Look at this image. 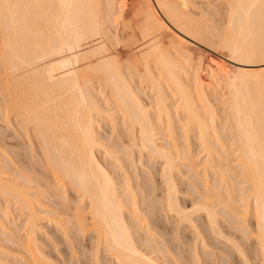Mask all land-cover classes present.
<instances>
[{"label": "bare ground", "instance_id": "6f19581e", "mask_svg": "<svg viewBox=\"0 0 264 264\" xmlns=\"http://www.w3.org/2000/svg\"><path fill=\"white\" fill-rule=\"evenodd\" d=\"M115 1L0 0V5L14 6L0 7V113L4 130L10 133L8 136L2 134L3 144H0L19 146L20 142L7 140L23 136V142L27 141L29 147L38 144L41 153L37 152L36 157L30 153L31 162L37 158L35 160L46 171H42L44 175L39 171L37 176L35 160L34 166L30 160L26 163L20 157L14 162L20 150L14 152L17 157L9 151L6 152L9 155L4 153L9 156L5 162L8 165L12 162L16 175L12 173L13 178L12 174L7 175L0 169V198L6 203L2 209L3 221L8 220L7 216L13 211L16 212L12 213L13 222L18 214L28 226L27 237L12 243L17 241L19 254L29 264H56L39 244L37 233L44 211L41 212L42 205L27 186L42 177L48 187L51 185L54 189L58 185L57 192L68 185L76 187L87 200L96 264H102V250L119 264H182L183 260L177 262L180 260L175 258L171 262L167 259L166 252L156 242L158 239L155 240L157 245L151 244L152 240L147 238L151 236L147 235L151 228L142 231L146 233L143 247L152 250L146 253L138 246V239L125 216L127 203L123 191H119L121 187L118 188L113 175L97 155L101 148L109 158L119 157L111 147L107 149V141L100 132L102 121L107 119L112 131L127 135L131 151L137 149L152 162L162 161L161 174L169 190L168 209L175 210L177 215H182L183 221L193 224L196 220L193 215L204 212V228L212 234L210 238L219 241L220 237V241L228 239L231 242L219 219L217 206L221 205L230 216L229 223L225 220L229 230L235 228L240 234L242 232L239 236L234 233L237 230H232L233 240L242 241L248 239V233L255 234L258 250L264 257V231L260 223L264 212V0H226L228 19L219 35L223 38L221 44L228 48V55L238 65L235 68L227 67L217 57L212 56L210 62L195 57L190 40L206 43L211 37L206 35L203 23L182 11L183 7L177 2L125 0L116 2L115 6ZM211 34L217 36L215 32ZM211 71L217 72L220 82L215 84L219 93L216 94V90L210 95L206 83L210 82ZM145 95L150 97L149 103L145 102ZM169 98H174L175 104L170 105ZM214 100L220 107H216ZM179 129H183L188 138L191 131H195L197 142L205 153L200 163L204 170L202 176H205L201 180L202 196H199L203 202L190 211L182 210L175 196L174 176L182 151L177 143ZM4 130L1 131L5 134ZM163 135L168 139L166 145L161 144ZM189 143L181 157L194 170L195 159L192 152H188ZM121 163L118 164L122 166ZM28 164L34 170L30 168L31 171L25 169L24 172L22 166ZM130 188L131 185L125 187L126 190ZM68 199H64L67 200L65 205ZM131 199L133 201L135 196L127 201ZM135 201L131 222L138 221L140 207ZM239 206H243V210L239 211ZM77 210L74 216L73 211L70 212L76 224L82 229L84 225L88 227L83 211L79 207ZM241 212L252 217H242L251 221L244 222V227L239 218ZM9 221L2 224L13 226ZM194 226L198 231L197 224ZM199 233L203 236V232ZM200 238L204 241V237ZM196 245L193 247L197 248ZM164 246L169 251L168 245ZM239 249L242 251L241 247ZM194 250L195 258H202L198 253L200 249ZM4 256L0 250V264H12ZM201 260L196 261L203 264Z\"/></svg>", "mask_w": 264, "mask_h": 264}, {"label": "rangeland", "instance_id": "374dc122", "mask_svg": "<svg viewBox=\"0 0 264 264\" xmlns=\"http://www.w3.org/2000/svg\"><path fill=\"white\" fill-rule=\"evenodd\" d=\"M120 1H125V0H116L114 2V4H116V2L120 3ZM126 1H128V0H126ZM172 1H175V2H177V4H180V6L183 7V8H181L182 11H184L187 15L196 19L199 22H202L204 25L203 27L206 28V31H205L206 35L208 37H211L210 39H208V42H206V43L205 42L202 43V42H199L196 40L194 41V40L189 39L192 42L191 44L193 45V47L195 49L194 50L195 51V57H197L198 59L199 58H203L205 60L207 59L210 62L211 61L210 58H212V56H213L215 58L217 57V59L223 60L222 62L225 63L227 65V67H229V68H235L236 66H238L236 61H234L228 55V53H229L228 48L223 47V45L221 44V41H223V38L221 39V37L219 35V34H222L223 28L225 26L224 24L227 22V19H228L227 17H228V6L229 5L226 2V0H177V1L172 0ZM105 3H107V2H105ZM106 6L108 7V5H105V8H106ZM115 6H117V4ZM215 29H217L218 32H216ZM114 30H115V28H114ZM214 32H215V34L217 33L216 34L217 36H214L211 34ZM112 34H114L113 30H112ZM246 68H251V67H246ZM259 68H261V67H259ZM209 81L210 82L208 84L206 83L207 91L210 92V95H211V93L213 94V91L215 94V91L217 90L215 87L216 86L215 84H217V85L219 84L220 76L217 74V72L211 71V73H209ZM217 93H219L218 90L216 91V94ZM143 98H144L145 102H147V103L150 102V97L145 95ZM169 99H170V101L168 100V102L170 105L175 104L174 98H172L173 100L171 98H169ZM215 102H216V107H220V106H217L216 100L213 101L214 104H215ZM180 116L182 117V115H180ZM0 120H1L0 121V140H1V136L2 137L6 136V135L8 136V134L10 135V133H7V130H4V128L2 126V124L4 125V121L1 119V113H0ZM105 122L108 124H106ZM179 124L180 123H178L177 125H179ZM102 125L103 126L101 127L100 132H101L102 136L104 135V138L107 141V149L109 148V150H111V148H112V150H115L114 151L115 154L121 158V161L120 160L118 161L119 157H118V159L117 158H115V159L109 158V155H107L108 153L103 148H102L103 150H101V148L99 151L97 150V155H98V158H100L101 162L103 161V164L106 165L105 167L108 169V171L111 172V174L113 175V178L115 179L118 188L121 187V188H119V191L120 192L123 191L121 193H123V196H124L123 199L125 198L124 200H126L125 204L127 203L125 205V208H124L125 216H126V218L129 219V223H130V226L132 227L134 237L136 239H138L137 240L138 246H140L141 249H143V251L146 250L145 252L149 253V250L150 251L152 250V248L147 250L146 247H143V243H144L143 237L145 236L144 238H146V233L144 231H146V229L151 228V229H149L150 232L149 233L147 232V235H151V236H147V238L150 237L149 239L152 240L151 241L152 245L156 244V242H157V244L160 245L161 250L163 252H166V257H167V259L169 258V260H171V262L172 261L174 262L175 258H177L176 261L180 260L177 262H182L181 260H183L182 264H184L186 262H187V264H189V263L190 264H198V261H196V260L200 261L201 259H202L201 262H203V264H215V263L216 264H218V263L219 264H247L246 263L247 261H249L248 264H264V257L263 256L261 257V253L258 250L259 249V247H258L259 245L257 244L258 240H256L254 238L256 236L255 234H254L255 236L253 234H250V235H252V236H250L248 233V236H249V237L247 236L248 239L245 238L242 241L241 240L234 241L235 236L231 235V232H233L237 229L233 228V229L229 230V225H228L229 220L228 219H230V216L225 214V211H224L225 209L223 210V208H222L223 206L219 205V206H217L218 208L217 207L216 208H217V210L220 209L219 215H221V216L219 219L222 222L221 223L222 226H224V232L226 233V237L230 238L231 242H228V239H225V238H224L225 240L222 239V241H220L221 240L220 237H218L219 241H216V240L210 238V236L212 234L206 230V227L204 228V225L206 223V218H205L204 212H199V214L195 213V215H193L194 220L196 217L194 224L195 225L197 224V226L199 227V229H198L199 232L200 231L203 232V236H202V234H200L197 230H195V228H194L195 226L193 223H191L189 220H185V219L183 221L181 218L182 217L181 214L178 213V215H179L178 216L177 213L175 212V210L172 211V210L168 209L167 207H168L169 190H167L168 187H166L167 185H166L164 178L161 174L162 167H163L162 161L152 162L151 160H148V159H150L148 156L147 157L141 156L140 153L137 152V149L134 151H131L132 150L131 149L132 144L128 142V138L126 137L127 135L125 133H123L122 131H120L121 133H119L117 131H112L111 123L109 122V120L106 119V120L102 121ZM2 129L6 132L5 134L2 133V131H1ZM184 132H183V129H181V130L179 129L178 133H177V137H178L177 140H179L177 142L179 145V151L182 150L181 152H183L184 147L186 148L187 146H189L188 143L190 142L189 144L191 145L190 146L191 150L189 148L188 152H190V151L192 152L193 159H195L196 167L194 166L195 169L193 170L190 165L188 166L187 162L184 161V159L181 157V155L183 156L184 153L181 154V152H179L180 157L178 159L181 158V160L177 161L178 167L176 168L175 176H174V179H175L174 181L176 183L175 186L177 188V190H176L177 195L175 194V196L177 198L176 200L177 201L179 200L177 202L180 204L179 207L180 208L183 207L182 210L185 209L187 211H190V210H192V208L196 204L200 203L201 201L203 202V198H201L199 196H202V192H203L202 190L204 188L203 187L204 185H203V181H201V180H203V177H205V176H202V174L204 173V170H203V165L200 163H202L204 161L205 153L203 152L201 146L199 145V141L197 142L198 139H196V136H195L196 132L191 131L190 134H192V135L189 138L187 137L186 133L184 134ZM110 134H113L115 136L112 137ZM118 135H120V136H118ZM122 136H123V138H122ZM110 137L112 138L111 140H110ZM120 137L122 138V140ZM12 138H11V140L8 139L7 141H9V142H15L16 141V143L20 142V143H18L19 146H16V147L10 146L9 147V145H7V147H3L1 145V144H3V142L0 141L1 142L0 145L2 146L0 150L2 152L5 151L3 153H1V151H0V154H3V155H0V169H1V172L5 173L7 175L10 174V176L12 173L14 174V171L16 173V168L14 169L12 162H11V164L9 163V165L5 162L6 158H9V156H6V155H9L6 153L7 151H9V153H11V154L13 153V155L16 153H19L18 154L19 156L17 155L18 157L16 155H14L15 157H17V159L14 158L15 159L14 162H18V158L20 157L19 159L24 158V160H26V163H28L30 160L29 163L33 166H34L33 163L36 160H38L37 158H35L36 157L35 155L38 154L37 152H40L38 144L35 143L34 144L35 146L33 145L34 148L31 146H30L31 147L30 148L27 145L28 143H26L27 142L26 137H25L26 142H23L24 140H22L24 138V136L22 139L14 138L12 140ZM107 138L109 140H107ZM15 139H17V140H15ZM18 140H20V141H18ZM110 141H111V143H110ZM118 141H120V142H118ZM167 141H168L167 137L165 135H163L162 139H161V144L166 145V143H168ZM108 142H109V146H108ZM119 143H121V144H119ZM21 144H22V147H21ZM23 144H24V147H23ZM25 145H27V148ZM121 145H123V146H121ZM4 146H6V145H4ZM30 149H32L33 151ZM12 150H14V151H12ZM16 150H20V151L16 152ZM24 150H26L27 153ZM14 152H16V153H14ZM126 152H127V154H126ZM184 152L186 153L185 150H184ZM4 153H6V155H5L6 157L4 156ZM22 153L24 155H22ZM30 153H31V155L33 154L32 156H35L34 157V160L36 159L35 161L33 160L31 162L33 157L29 155ZM11 154H10V156H11ZM28 155L30 157H28ZM29 158H31V159H29ZM7 160L9 161L10 159H7ZM149 161H151V162H149ZM120 162H122L121 163V164H123L122 166L120 164H118ZM30 164H28L26 167L22 166L23 167L22 169L24 170V172H25V169L32 168L34 170V167L30 166ZM36 164L37 165H35L36 166L35 169L37 170V168H38L36 174L39 171H40L39 173L41 174V172L44 170L43 166L39 163V161H36ZM28 166H29V168H28ZM123 167H125V168H123ZM33 170H32L31 174H33ZM27 171H29V170H26V172ZM30 171H31V169H30ZM30 171L27 173L30 174ZM44 172H46V171L44 170ZM151 172L154 174L152 175ZM198 172H200V173L197 174ZM231 173H233V172H231ZM13 174H12V177H13ZM40 174H39L40 177L42 174L44 175L43 172L41 175ZM14 175H16V174H14ZM34 175L35 174H33V176ZM37 176H38V174H37ZM37 176H36V178L38 179ZM15 177H17V176H15ZM41 178L38 179L37 181L33 182V183H30L27 186L29 189H31V191H33L36 199L39 200V204L42 205L41 206V212L44 211L40 216L41 217L40 224H39L40 226L38 227V233H37V238H38L39 244L41 245L43 251L45 252V254L47 256H51L52 257V258L50 257L51 260L54 261V263H56V264H57V262H58V264H96L95 248H94L95 244H94V239H93L94 233L92 232L93 226L91 224V220H89V218H88V210H86V209H88L87 208L88 207L87 200L82 196L81 191H79L76 187H74L72 185H68L66 188L62 187L63 191L60 193V191L62 190L61 188H60V190H58V192L55 190V188L58 187V185L55 186L54 189H52L51 187H53V186L50 185L51 187L50 186L48 187L47 185H45L46 184L45 181L42 180ZM39 180H40V182H38ZM123 183H126V184H123ZM128 183H130V184H128ZM211 183H213V182H211ZM215 183L216 182H214V184ZM126 185L127 186L131 185L132 191L133 190L134 191L133 192L130 191L131 190V188H130V190L127 189L128 192L126 193V191H127L125 189V187H127ZM196 185L199 186V187L197 186L199 188V190H197ZM47 188H49V189L47 190ZM200 188H202V189H200ZM63 193L65 194V196L68 195V196H66L67 198H69L66 205H68V206L71 205L70 207H68V206L66 207L65 203L67 200L65 201L64 199H67V198L62 195ZM134 193H135V195H134ZM132 195L135 196V199H136V201H135V199H133V201L137 202L139 204L138 206L141 209V210L139 209V211H138V217H139V218L137 217L138 221H136V220L132 221L133 223L131 222V220L133 219V210L135 209L134 208V202L131 199V202L133 204V207H132V204H130L131 202L127 201L128 198H129V200H130V198H132ZM61 196L64 199H59V197L61 198ZM198 199H200V200H198ZM69 202L70 203L72 202V203L68 204ZM5 204H6L5 200H3V198H0V209H1L0 217L3 215L2 209H4L3 207H5ZM64 206H65V208H64ZM77 206L79 207V210H81V212L83 211L82 212L83 216L84 217L86 216L84 219L86 224H89L88 227H87V225L86 226L84 225L83 229L78 224H76V222H77V221H75L76 218L75 219L73 218V216H74L73 213L78 212V210L76 211V209H78ZM239 207H240V208H238L239 211H240V209L243 210L241 208L243 206H239ZM66 209H67V211H66ZM74 211H76V212H74ZM8 212H10V211H8ZM70 212H72L73 216L71 215ZM12 213H14V212L12 211L11 213H9V217L7 216V218H9L8 219V220H10L9 222L12 221V224H13L14 218H13ZM244 214H246V215H244ZM7 215H8V213H7ZM17 215L18 214H16V220L14 223L15 225L13 224V226H10V227L4 226V224H2L3 222L8 221V220H6V218L3 221V218L5 216L4 217L2 216V220H0V250H2L5 253L6 257L5 256L4 257H5V260H7V262H10L12 264H29L28 261L23 257V255L19 254L20 251L18 250L19 248L16 245L17 241L12 243L13 240L15 241L16 239L19 240L21 238L24 239V236L27 237V232H28V230H27L28 226L27 227L25 226V224H24L25 221L23 220L24 218H22V217L20 218V216L18 218ZM75 216H76V214H75ZM143 216H144V218H143ZM222 216H223V218H221ZM244 216L246 218H252L251 215L249 216L248 213H242L241 212L240 217H239L240 222L241 223L246 222L248 224H249V222L251 223V221H248V220H247L248 222L245 221L246 218L242 219V217H244ZM10 217H11V219H10ZM130 217H132V218H130ZM71 218L74 220H71ZM179 218H181V219L179 220ZM225 220H227L228 223L225 222ZM16 222H17V224H16ZM62 222H63V224H62ZM243 223H242V225H243L242 227H244L246 224V223H244V224ZM59 224H61L62 226ZM147 224L150 225V227L147 226ZM74 225L78 226V227H75ZM145 226H147V227H145ZM142 229H145V230L142 231ZM253 229H254V231H256L255 228H253ZM140 231H142V232L140 233ZM207 232H209L210 234ZM238 232H239L238 230H237V232L235 231L234 232L235 235L242 236L241 235L242 232H241V234H240V232L239 233ZM14 233H15V236H14ZM198 233L200 236L198 235ZM207 234H209V235H207ZM141 237H142V239H141ZM200 237H204V241L206 244L205 247L207 249H205L204 241H202V238H200ZM139 239H140V241H139ZM159 239H161V240H159ZM155 240H157V241L155 242ZM162 240H164L165 243ZM196 241H197L198 245H196ZM13 244H15V245H13ZM236 244H239L240 246L236 245ZM164 245H166V246L168 245V247L170 248L169 251L172 250L173 252L172 251L169 252L168 249H164L165 248ZM195 245L197 246V248L193 247ZM237 247H239V248L241 247V250L243 252L240 251V249ZM144 248H146V249H144ZM194 248L197 250H198V248L200 249V251L198 250V253L201 255L202 258H200V257H199V259L195 258L197 255H195L196 252H194V251H196V250H194ZM255 250H257V251L255 252ZM170 253L171 254L173 253L172 255H174L175 257L173 258ZM153 255H156V254H153ZM246 256H247V258H246ZM188 260L190 262H188ZM102 264H119V263L117 261H115L109 255V253L107 251L102 250Z\"/></svg>", "mask_w": 264, "mask_h": 264}, {"label": "snow or ice", "instance_id": "6c2138e0", "mask_svg": "<svg viewBox=\"0 0 264 264\" xmlns=\"http://www.w3.org/2000/svg\"><path fill=\"white\" fill-rule=\"evenodd\" d=\"M0 7H3L5 9H8V8H12L14 6L11 5V4H2V5H0ZM15 7H19V6L16 5ZM260 223H261L262 231H264V212H262V214H261Z\"/></svg>", "mask_w": 264, "mask_h": 264}]
</instances>
